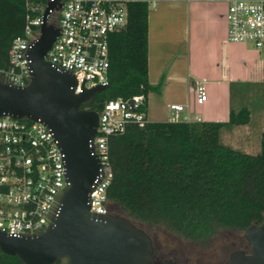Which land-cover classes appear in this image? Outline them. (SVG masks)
I'll use <instances>...</instances> for the list:
<instances>
[{
  "label": "trees",
  "instance_id": "trees-1",
  "mask_svg": "<svg viewBox=\"0 0 264 264\" xmlns=\"http://www.w3.org/2000/svg\"><path fill=\"white\" fill-rule=\"evenodd\" d=\"M46 0H0V64L8 62L13 39L24 35L31 6ZM148 10L131 2L127 22L109 34L107 85L83 106L100 111L110 99L141 95L146 115L148 93ZM249 110H230L228 121L145 120L110 136L112 178L107 186L111 210L137 225L161 223L184 238L205 242L217 227L244 230L264 213V131L255 154L222 142L226 124H243ZM0 264H24L0 250ZM55 264H59L56 262Z\"/></svg>",
  "mask_w": 264,
  "mask_h": 264
},
{
  "label": "built area",
  "instance_id": "built-area-1",
  "mask_svg": "<svg viewBox=\"0 0 264 264\" xmlns=\"http://www.w3.org/2000/svg\"><path fill=\"white\" fill-rule=\"evenodd\" d=\"M49 1L54 0L31 6L37 13L27 14L24 35L13 39L8 62L0 64V80L15 85H25L30 80L26 52L40 33ZM60 1V6L49 8L45 15L48 23L61 29L46 59L73 73L75 92H79L82 83L85 87L104 82L107 85L109 34L127 22L129 4L142 0ZM143 1L150 8L159 0ZM225 17L229 41L248 43L264 51V0H228ZM195 91L196 101L204 102V80L195 81ZM141 103V95L126 100L115 98L106 101L98 111L92 141L103 177L90 194L91 211L113 212L107 195L112 178L108 140L123 133L130 123H144L146 115L138 109ZM169 107V120H191L188 114H182L183 104L171 103ZM194 118L199 120L198 116ZM63 169L59 148L47 125L26 117L0 115V230L22 234L44 228L53 195L66 185Z\"/></svg>",
  "mask_w": 264,
  "mask_h": 264
},
{
  "label": "water",
  "instance_id": "water-1",
  "mask_svg": "<svg viewBox=\"0 0 264 264\" xmlns=\"http://www.w3.org/2000/svg\"><path fill=\"white\" fill-rule=\"evenodd\" d=\"M60 5V0L47 3L40 33L28 45L30 80L25 85L0 80V115L39 120L49 127L61 154L66 185L53 195L44 228L22 234L0 230V250L17 255L24 264H160L144 228L126 215L90 210V194L103 170L92 141L98 111L83 103L106 85L82 83L75 92L73 73L46 59L61 29L48 23L45 15ZM243 236L249 252L233 249L228 264H264V213L262 221L243 230ZM163 261L174 264L171 259Z\"/></svg>",
  "mask_w": 264,
  "mask_h": 264
},
{
  "label": "crops",
  "instance_id": "crops-1",
  "mask_svg": "<svg viewBox=\"0 0 264 264\" xmlns=\"http://www.w3.org/2000/svg\"><path fill=\"white\" fill-rule=\"evenodd\" d=\"M227 6L228 0H159L149 8L148 81L159 88L148 93L146 118L168 119L171 103L183 104L182 114L191 120L228 121L231 109L247 107L248 122L224 125L220 137L236 147L242 144L237 130L257 133L256 142L248 139L244 145L255 149L256 144L259 150L264 105L258 110L257 103L259 92L264 93V51L227 39ZM196 80H204L207 98L202 103L196 101ZM234 85L246 95L237 105L232 101Z\"/></svg>",
  "mask_w": 264,
  "mask_h": 264
},
{
  "label": "rangeland",
  "instance_id": "rangeland-1",
  "mask_svg": "<svg viewBox=\"0 0 264 264\" xmlns=\"http://www.w3.org/2000/svg\"><path fill=\"white\" fill-rule=\"evenodd\" d=\"M240 93L239 87L234 85L232 87V101L235 105L238 102L246 101L245 93L242 95ZM258 100V110H260L261 106L264 105V93L261 91ZM237 131L240 132L238 134L239 143L242 144L234 148L251 154L257 153L259 150L256 149V144L255 149H246L244 145L246 143L244 141L248 139L256 142L257 133L252 132L248 135L242 134L241 130ZM117 213L123 214L120 211ZM142 226L152 235L158 252L164 257L176 260L178 264H228L230 251L237 248L239 244H244L241 240L243 230L230 227H217L208 240L200 242L184 238L166 229L161 223L142 224Z\"/></svg>",
  "mask_w": 264,
  "mask_h": 264
},
{
  "label": "flooded vegetation",
  "instance_id": "flooded-vegetation-1",
  "mask_svg": "<svg viewBox=\"0 0 264 264\" xmlns=\"http://www.w3.org/2000/svg\"><path fill=\"white\" fill-rule=\"evenodd\" d=\"M143 228V227H142ZM144 230L150 235L151 239H152V243H153V246H154V252L156 254V256L158 258H160L161 260V263L160 264H164V259H171V262H174V264H178V262L172 258H168V257H164L160 252H158L156 246H155V242H154V239L152 237V235L144 228ZM241 240H243L244 244H239L237 248H241V249H244L246 252H249V243L248 241L243 237H241ZM236 249V248H235Z\"/></svg>",
  "mask_w": 264,
  "mask_h": 264
}]
</instances>
